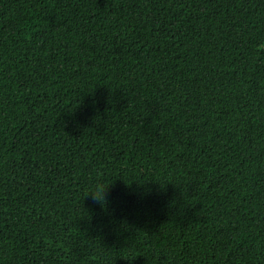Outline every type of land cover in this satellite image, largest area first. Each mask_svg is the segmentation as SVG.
Masks as SVG:
<instances>
[{
  "label": "trees",
  "instance_id": "1",
  "mask_svg": "<svg viewBox=\"0 0 264 264\" xmlns=\"http://www.w3.org/2000/svg\"><path fill=\"white\" fill-rule=\"evenodd\" d=\"M0 264H264V0H0Z\"/></svg>",
  "mask_w": 264,
  "mask_h": 264
}]
</instances>
